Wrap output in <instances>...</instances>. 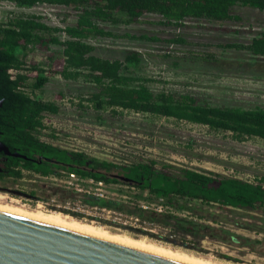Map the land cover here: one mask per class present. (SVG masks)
<instances>
[{"label":"trees","instance_id":"16d2710c","mask_svg":"<svg viewBox=\"0 0 264 264\" xmlns=\"http://www.w3.org/2000/svg\"><path fill=\"white\" fill-rule=\"evenodd\" d=\"M12 1L20 7L39 3L63 4L73 10L74 21L53 25L45 22L40 14L25 10L0 20V139L12 152L20 153L8 156L2 164L5 171L0 172V176L15 177L23 190L34 195L50 192L115 207L126 200L135 206L142 201L162 203L166 208L162 213L168 216H176L184 210L188 218L191 215L198 219L205 217L206 213L200 211L202 206H197L198 203L251 208L264 206V179H241L193 167H181L178 172L175 166L157 156H146L144 151L128 152L131 140L126 141V146H118L120 150H115L117 153L112 155L113 159L92 153L91 145L97 143L94 139L83 141V148L56 143L53 139L61 138L59 129L47 123L45 117L58 113L61 104L56 99L37 94L38 90L45 88L50 74L63 73L78 76L82 82L87 81L93 86L92 89L71 90L74 95L72 99L70 97L72 104L81 110L95 112L99 119H107L105 116L108 115L111 123L125 117L127 110L150 117L202 123L215 131H230L238 139L254 135L264 138V106L213 104L201 100L196 93L154 89L148 83L151 77H145L138 70L141 60L138 51H130L124 57L102 56L96 52L94 41L124 35L187 42L182 35L161 38L147 33H119L112 26L138 21L145 13H157L161 16V23L175 26L185 24L189 18L238 20L241 16L234 11L236 5L264 9V0ZM225 45L264 54V32L252 37L249 43L235 41ZM35 48L46 51L50 58L59 52V63L46 68L44 64L30 61L29 53ZM199 54L213 56L206 51ZM64 94V90L59 91V95ZM75 97H78L77 101ZM50 126L53 131L48 136L52 140L44 137L46 128H52ZM162 134L161 138L175 139L177 136L176 133L167 135L166 131ZM191 144L192 140L187 142V145ZM71 169L81 175L105 179L113 186L110 189H116L120 195L97 199L50 185L41 178L46 175L62 177ZM158 214L154 213V220L158 219Z\"/></svg>","mask_w":264,"mask_h":264},{"label":"rangeland","instance_id":"374dc122","mask_svg":"<svg viewBox=\"0 0 264 264\" xmlns=\"http://www.w3.org/2000/svg\"><path fill=\"white\" fill-rule=\"evenodd\" d=\"M24 10L40 14L45 22L53 25L74 21L73 10L63 4L39 3L31 7H20L15 1L0 0V20H6ZM234 11L241 16L240 19L219 21L189 18L179 26L161 23V16L157 13H145L138 21L112 27L119 33H147L161 38L182 35L187 42L124 35L107 36L94 40L97 44L96 52L102 56L124 57L130 51H138L141 56L138 70L145 77H151L148 83L154 89L196 93L201 100H209L213 104L264 106V54L225 45L235 41L249 43L252 37L264 32V9L236 5ZM52 49L54 51L53 46ZM205 51L213 53V56L199 54ZM57 56H61L59 52ZM57 56L50 58L46 51L35 48L29 53V60L53 68L59 63ZM50 77L43 91L38 90L37 94L56 99L61 104L58 113L45 117L47 123L59 129L61 138H54L56 143L83 148L85 140L94 139L97 143L91 145L92 153L113 159L112 155L120 150L118 146H126V141L131 140L128 152L144 151L146 156H157L175 166L178 172L181 167H193L241 179H264L263 137L254 135L238 139L230 131H215L202 123L176 121L154 115L150 117L127 110L125 117L111 123L108 115L105 116L107 119H99L95 112L81 110L70 101L74 96L71 90L92 89V84L82 82L78 76H66L63 73L53 72ZM60 90H64L63 96L59 95ZM52 131L53 127L46 128L44 137L52 140L48 136ZM163 131L167 135L176 133L177 136L175 139L167 136L161 138ZM190 140L192 144L187 145ZM13 179L15 177L6 176L0 181V203L40 210L23 206L7 197L5 188H16L19 184V180L16 184ZM52 194L47 192L46 196ZM216 204L198 203L197 206H202L200 211L206 213L205 217L200 218L203 221L193 215L186 217L184 210L181 214L175 213L176 216L160 213L154 222L161 225L163 238L144 232H131L109 223L101 225L114 232H128L133 237H148L146 239L204 256L205 259L232 264H264V206L233 208L235 206ZM118 208L154 220V213L126 201H121Z\"/></svg>","mask_w":264,"mask_h":264},{"label":"water","instance_id":"95a60500","mask_svg":"<svg viewBox=\"0 0 264 264\" xmlns=\"http://www.w3.org/2000/svg\"><path fill=\"white\" fill-rule=\"evenodd\" d=\"M0 150L20 154L12 152L2 140ZM5 189L25 193L16 188ZM0 264L202 263L0 207Z\"/></svg>","mask_w":264,"mask_h":264},{"label":"built area","instance_id":"2783aa9c","mask_svg":"<svg viewBox=\"0 0 264 264\" xmlns=\"http://www.w3.org/2000/svg\"><path fill=\"white\" fill-rule=\"evenodd\" d=\"M46 183L62 186L67 190L79 193L88 197L97 199L111 198L117 196L116 189H110L103 178H98L92 175H81L78 171L71 169L66 171L65 175L58 177L55 175L41 176ZM51 181V182H50ZM36 182V180H34ZM113 187V186H112ZM22 191L23 187L17 188ZM10 200H15L17 203L28 206L36 207L47 211L59 210L66 212L84 220L96 223H109L114 227L121 229H128L131 232H144L150 236L162 237L161 225L155 220H151L136 214L126 213L120 208L105 204L88 203L78 198L61 197L57 194L46 195H29L26 192L16 193L13 191H4ZM127 202V200H126ZM144 210L151 211L152 213H162L166 211L162 203H149L142 201L139 206ZM175 213H178L177 211ZM163 238V237H162Z\"/></svg>","mask_w":264,"mask_h":264},{"label":"bare ground","instance_id":"6f19581e","mask_svg":"<svg viewBox=\"0 0 264 264\" xmlns=\"http://www.w3.org/2000/svg\"><path fill=\"white\" fill-rule=\"evenodd\" d=\"M0 207H4L7 209H11V210L22 212V213L29 214V215L43 217L45 219H48V220H51V221H54V222H57L63 225L102 234L105 236L116 238L122 241H126L132 244H136L142 247H146L152 250L174 255L177 257L185 258V259L199 262L202 264H232L229 262H224V261L222 262L220 260L214 261V260H211V258L205 259L204 256L202 257L199 255H194L195 253L192 254L190 252H187L181 249H175V248H172L171 246H167L165 244L157 243L152 240L146 239L148 238L146 236H144L146 238H138V237H133L132 235L127 234L128 232L127 233L114 232V231L107 229L106 228L107 226L101 225L96 222L84 220L74 215H71L69 213L61 212L59 210L47 211V210H43L40 208H39L40 210H31V209H26V208H23L17 205H10V204H4V203L3 204L0 203ZM87 222H91V223H87Z\"/></svg>","mask_w":264,"mask_h":264},{"label":"flooded vegetation","instance_id":"af4514ba","mask_svg":"<svg viewBox=\"0 0 264 264\" xmlns=\"http://www.w3.org/2000/svg\"><path fill=\"white\" fill-rule=\"evenodd\" d=\"M1 140V139H0ZM0 172H2V171H5V169L3 168V166H2V164L7 160V158H8V156L10 155V154H7L4 150H0ZM4 177H6V176H0V181L4 178ZM7 177H10V176H7ZM13 181H15L16 182V184L18 183V180L16 181V178L15 179H13ZM11 188H13V187H11ZM17 188H20V186H19V184L18 185H16V189ZM17 190H20V189H17ZM22 191V190H21ZM27 191V192H26ZM22 192H26L27 194H29V195H34V194H31L28 190H24V191H22Z\"/></svg>","mask_w":264,"mask_h":264},{"label":"crops","instance_id":"0c3cea01","mask_svg":"<svg viewBox=\"0 0 264 264\" xmlns=\"http://www.w3.org/2000/svg\"><path fill=\"white\" fill-rule=\"evenodd\" d=\"M219 204V203H218ZM218 204H216V206H218ZM220 205H222V204H220ZM227 206H229V207H233V206H230V205H226V207ZM233 208H237V207H233ZM228 210H232V209H229L228 208ZM238 210H233V212H237ZM156 214V213H155ZM156 216H159V214L158 215H156ZM234 221H237V219H235ZM233 226H235V225H233Z\"/></svg>","mask_w":264,"mask_h":264}]
</instances>
